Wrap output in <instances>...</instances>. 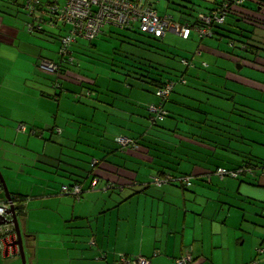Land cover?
Returning a JSON list of instances; mask_svg holds the SVG:
<instances>
[{"label": "crops", "instance_id": "crops-1", "mask_svg": "<svg viewBox=\"0 0 264 264\" xmlns=\"http://www.w3.org/2000/svg\"><path fill=\"white\" fill-rule=\"evenodd\" d=\"M199 1L209 6L213 2V0ZM5 16L0 15V41L10 44L14 37L9 38L5 34L9 30H4ZM5 52L3 51L2 54ZM215 68H217L215 71L222 76L210 77L209 83L220 84L219 90L223 89L222 81L226 78L244 84L248 88L264 90L262 87L264 84L259 83L258 79L245 75L242 77L234 74L233 70L218 65ZM45 87L47 89L41 90L40 95L34 98L27 97L24 100L45 105L44 102L51 100L49 85ZM105 89H107L105 95H101L95 105L106 106V109L100 110L99 107L88 104L87 106L93 110V115L75 118L79 120L81 126L79 137L82 130H86L87 133L89 129L99 131L95 134V137H98L97 141L88 138L83 140L86 152L80 153L77 150L78 146L74 144L73 150L80 153L79 157H72L74 151L69 148L67 149L71 152L68 154L65 151V143L58 144L59 142L54 138L55 135L62 137L65 131L66 135L61 139L66 140V143L72 142L70 138L74 137V133L70 132L73 127L69 115L61 106L57 109L56 116L53 115L52 108L47 112L37 109L36 112L28 114V117L21 118L14 114L13 123L0 124L2 130L14 128L15 120L19 121L18 124L24 123V126L27 122L32 123L30 128H35L36 136L44 140L42 150L39 148L37 150L34 148L37 143L32 140H22L18 130V136H14L13 140H10L9 134L0 139V169L7 177L8 185L14 184L11 193L28 197L24 204V215L18 216L24 236L27 264H119L124 257L133 259L138 256L147 259L149 264H175L177 259L186 255H192L194 258L191 264H214L212 259L214 250L222 245V242L216 243V239L224 241V230L228 221L230 219L234 221L238 215L239 217L241 215V212L236 214L237 209L225 214V206L222 202L216 201L215 195L220 194V201L223 198H230L231 195L236 196L233 191V186L236 184L229 178L240 181L236 191L241 199L248 198L242 191L247 185L242 184L249 178L255 185H258L257 179H259L260 185L264 187V175L261 170L255 167L241 169L244 160H263V157L254 153L255 149L247 151L249 140L241 131L244 126L240 125L237 128L238 120L233 119L236 121L234 131L227 129L229 121L224 120L223 116L227 117L230 108L229 104L225 107L227 101L222 100L226 99L227 95L224 96L221 91L213 95L192 94L193 98L201 101L208 100L207 96L216 101L214 103L209 99L204 103L205 105L193 109L181 108L182 113L179 118L168 119L154 126L149 120V115H143L140 111L134 112L131 108L146 100L145 94L148 92L136 88L142 93L139 94L141 99L130 100L135 87L130 89L120 85L119 88ZM4 98L8 112L14 110L13 102L17 103L20 100V98L11 99L8 95ZM156 100H150L148 106L155 104ZM120 101L123 103L119 105ZM2 107L1 105L0 117L8 113L1 110ZM112 115L116 118L135 119L136 122L146 117L149 127L145 131H141L144 126L138 128L137 124L136 127L128 126V129L126 125L119 128L109 123ZM51 120L54 123L53 127L60 132L52 131L55 128L49 129L51 132L46 131ZM117 122L122 121L117 120ZM72 124L76 125L77 122L74 121ZM107 134L114 139L113 144L108 147L104 146ZM222 134L230 135L235 141L229 140L225 143ZM117 137L136 139L140 149L120 150L115 140ZM23 142H27L26 147L35 157L31 163L17 164L12 157L13 149L14 146L21 147ZM59 147L61 148L59 153L53 154ZM176 152L181 154L177 156ZM97 162L100 166L96 173L100 174H98L100 182L91 189L93 178L88 177L91 175L88 174L90 171L88 166L92 168L91 163L97 164ZM16 167L20 168L19 184L15 175ZM147 167L152 173H143L142 170L146 171ZM219 168L231 172L227 179H221L216 175ZM235 172L238 175L235 176ZM153 177H172V180L168 184L157 186L150 183ZM183 178H189L193 187L195 182H198L196 188L194 187V194L188 191L192 186L187 187L181 182ZM78 179L84 182L82 185L88 192L85 191L87 194L83 195L81 200L75 201L71 196L63 195L61 192L64 185H72ZM207 180L210 184L205 185ZM108 181H113L117 186L112 190H106L104 186ZM214 184H217V190L207 196L204 195ZM207 186L210 187L205 189ZM223 203L232 207L225 200ZM262 216L264 218V212ZM244 219H246L245 215L242 217V222ZM260 225L264 227V223ZM17 239L16 236L15 241ZM259 247V249L264 248V237ZM19 252L18 247L9 245L4 249L0 247V264H22ZM244 261L242 259L241 262ZM258 262L250 264H264V259Z\"/></svg>", "mask_w": 264, "mask_h": 264}, {"label": "rangeland", "instance_id": "rangeland-1", "mask_svg": "<svg viewBox=\"0 0 264 264\" xmlns=\"http://www.w3.org/2000/svg\"><path fill=\"white\" fill-rule=\"evenodd\" d=\"M214 1V0H213ZM218 2H221L222 0H216ZM23 2L24 0H0V12L1 16L6 15L4 17V24L7 26H4V30L9 29L5 34L7 37H14V40L10 42V44H7L5 42L0 41V106L3 107L1 110L7 111V103H4V96L8 95L9 98H20V102L18 101L13 102L12 109H14L11 112H8L4 117H0V124L5 123H13L15 117L13 115L15 114L17 117L25 118L28 117V114H32L37 111V109L44 110L45 112L49 111L50 108L54 109L53 115L55 116L57 113V109L62 107L63 111H66L69 115V119L71 120L70 124L73 127L70 132L73 134L74 137L70 138L72 142L66 143V140L61 139L65 134L62 135V137H58V135H55L54 137L56 139V142H59L58 144L65 143L66 152L69 154L74 149V144L78 146L77 150L80 151V153L86 152L84 148V141L87 138L93 141H97L98 137H95V134L99 133L96 129H89V133L86 132V130H82L80 137V128L79 126V120L75 119L78 116H87L90 117L93 114V110L88 107V103H84L82 105L81 103L75 102V96L74 94H64L63 97L60 99V101H56L54 98H51V100H48V102H44L45 105L39 104V102L36 101H30V100H24L25 98H34L41 94V90L45 91L47 88L45 86L51 87V76L44 75L40 73L39 69L36 67V63L41 59L40 57L46 58L47 60H58V51L60 48V32L58 30H55L53 32H50V30H46L45 33H29L30 30L29 25L33 22L31 18L26 16V12L23 9ZM198 3V7H205V5L208 7L207 4L202 3L199 0H157L156 1V8L159 12V15L164 17L165 15H171L174 17L175 20L179 21L182 19H189L191 16H187L189 12L194 11L193 18H196L198 16V13L202 8H197L193 10L194 7L193 4ZM199 11V12H198ZM2 24V25H4ZM225 27L223 28L222 34L228 33L230 34L229 30H231L229 27L234 24L228 19V21L225 23ZM105 33L103 36L95 39L93 41V44L90 42L81 39L79 41L80 45L84 46L82 50L79 48H75L74 52L78 56V63L80 65V71L88 74L89 76L93 78H98V85L100 86L99 89L105 93L107 91V87H110L112 89L119 88L120 85H123L118 79L121 77L120 74L114 72L111 69V64L113 57L115 56L114 50L120 49V45L122 43L118 41V37L116 35H123V36H131L132 31H126L123 29H120L119 27H105L104 29ZM227 30V31H226ZM31 31V30H30ZM234 36V34H232ZM116 36V37H115ZM236 37V36H235ZM6 38V37H5ZM188 41L184 40L183 38L179 37L178 35L169 33L168 36L165 38L164 43H158L157 47L158 49H161L160 52L155 51L153 49L152 52L147 51L145 48H137L136 46H123L122 52L124 53V56L127 54L129 60L130 59H137L145 57L146 60L150 61H156L160 62L161 64L165 65H171L175 68L183 69V66L180 62L181 57L183 58H192L194 56V53L198 51V47L202 46L201 42L204 43V45H209L211 47L216 46L217 48L221 50L230 49L228 47L227 41L228 38L223 39H207L204 38L203 40H200V38L193 33ZM95 44V45H94ZM201 44V45H200ZM79 46V45H78ZM3 51H6L4 54H2ZM238 51V50H237ZM169 52H171L169 54ZM122 53V54H123ZM195 66L192 68L190 74H199L201 76H198L197 78L207 77V81L205 83V87H202L200 83H192V87L204 90L206 92H210V90L207 86L209 84V78L211 77V74L217 70L216 65L221 66L224 69L228 70H238L239 68L232 63H227L226 60H224L222 57L218 55L211 56L208 53H203V55L200 58L194 59ZM205 63L208 64V66H205ZM229 67V68H228ZM221 70V69H220ZM195 71V72H192ZM202 71V72H201ZM241 72H243V75L246 77H253L255 79L264 81V74L259 73L257 71H254L251 69H241ZM190 78V77H189ZM188 78V79H189ZM202 81V80H201ZM219 81H222L219 79ZM223 84V81H222ZM226 84V91L222 90L221 93L227 96V103H225V107L229 104V107H236V113L239 125H242V133L243 136L249 140L247 143L249 145L246 146V149L248 152L254 150V153H257L263 157L264 160V92L262 93L261 90L253 89L252 87L247 88L243 85H236L232 84L231 82L227 81ZM224 84V86H225ZM180 85V84H179ZM136 86V84L134 85ZM144 88L150 89L152 87L148 85H144ZM217 87V86H215ZM255 88V87H254ZM52 90V88H49V91ZM229 92H232L229 93ZM186 94H196L193 93L192 88H188L185 91ZM53 94V93H52ZM142 94L140 91H138L135 88V91L132 93V97L130 100L135 99H141L139 97ZM144 94V93H143ZM146 100H142L141 103H137L131 106V108L134 110V112L140 111L143 115L146 116L149 115V111L147 110L148 104L151 102L150 100H156L155 95L148 93L145 94ZM153 95V96H151ZM105 97V96H104ZM208 97V100L210 99L215 103L216 100H213L212 97ZM235 98L233 100V98ZM107 99V98H106ZM24 100V101H23ZM104 100V99H103ZM158 100V99H157ZM27 102V104H26ZM89 104H93L97 102H90V100H87ZM221 102V101H220ZM123 102L120 101L119 105ZM223 103V102H221ZM100 104V103H99ZM242 106V107H241ZM99 107V106H97ZM100 110L106 109V106L99 107ZM82 110V111H80ZM111 110V109H110ZM107 111V110H106ZM63 114V113H62ZM74 116V117H73ZM76 116V117H75ZM139 119L131 120V118L124 119V118H116L114 115L111 116V120H109V123L112 125H115L116 127H125L127 126H135L137 124V127L140 128L144 126L141 131H145L147 127H149V123L146 122L145 119ZM68 119V120H69ZM117 120H120L121 123H118ZM170 120V119H169ZM16 124L14 128L9 129H2L0 130V139L1 137L9 134L11 136L10 140H13L14 136H18L19 134L21 136V139L23 140H32L35 143H37V146H34L38 150L43 148L44 140H41L40 137L36 135H32L30 133L32 123L27 122V125L29 126V130L26 133L23 132H17V125L18 122L15 120ZM77 122L76 125H73V122ZM168 121V120H166ZM108 123V124H109ZM181 123H185L182 122ZM54 123L51 120L49 122V126L46 128V131H50L49 129L54 128ZM64 129V125L62 126ZM65 130V129H64ZM51 132V131H50ZM130 134V133H128ZM113 135V134H112ZM151 135H153L151 133ZM223 138L225 139V143H228L229 140L235 141L233 137L230 135L222 134ZM154 136V135H153ZM105 140L104 146L108 147L110 144H113L114 142L113 137H111L109 134H107ZM53 138V139H54ZM80 140V142L77 143V141ZM112 140V141H111ZM158 140V139H157ZM156 140V141H157ZM21 141V140H20ZM252 142V143H249ZM115 144V143H114ZM181 144V142H179ZM21 147L14 146L12 157L14 161L17 164L23 163H31V160L34 159V154L30 152V150L26 147L27 142H23L21 144ZM184 145V144H183ZM59 150L61 148L59 147L57 151H55L53 154L59 153ZM74 151V150H73ZM95 151V150H92ZM181 152V151H179ZM78 152H73L72 157H79ZM181 153H177L178 156ZM67 156V154H66ZM41 159H43V155L40 156ZM89 157V156H88ZM173 160L171 159V162ZM15 163V164H16ZM19 167H21L19 165ZM15 168V175L17 177V184L20 183L21 176H18L20 168ZM1 168V167H0ZM88 168L91 170V166L89 165ZM146 171L142 170L145 174H150L152 171L149 167L145 169ZM3 177L4 171H2ZM17 173V174H16ZM175 175V174H174ZM175 176H180L176 174ZM143 178V177H142ZM155 178V177H153ZM152 178V179H153ZM139 180V178H137ZM151 179V182H152ZM227 179V178H226ZM230 181L233 180L235 182V186H233V191H235L236 196H232L230 198L219 200L220 194L215 195L216 201L219 203L222 202V205H224V211H226L225 214H228V211H235L237 209V215H241L233 221L229 220L228 224L224 230V236L223 240H217L216 243H221L222 245L219 246L218 249L214 250L213 254V263L214 264H245L246 262L255 263L258 261H262L264 259V253L259 250V245L262 241V237H264V227L260 225V223H264V218L262 216V213L264 212V187L260 185L259 179H258V185H255L252 179L249 178V180H246L249 182H244L242 185H247L245 188H243V194L247 195L248 198L241 199L238 196V192L236 191V188L240 184V181L229 178ZM247 179V178H246ZM7 187L12 192V188H14V184L10 183L8 185V179L5 177ZM229 181V180H228ZM150 182V183H151ZM227 182V181H226ZM210 184V182L207 180L206 184ZM225 183V182H224ZM153 184V183H152ZM194 184V181H193ZM198 184V182H195V185ZM194 185V187H195ZM199 185H203L202 183H199ZM217 184H214V186H207L205 189L208 190L204 195H208L209 193L217 190ZM100 187V186H99ZM98 187V190H100ZM193 186L189 188V192L194 194L195 188ZM88 192V191H86ZM84 193L83 195L87 194ZM224 200L227 203H230L232 207L228 204H224ZM223 208V207H222ZM241 209V211H239ZM223 211V212H224ZM245 215L246 219H244V222H242V217ZM224 217V214H222ZM259 223V224H258ZM218 245V244H217ZM262 254H260V253ZM242 259H244V262H241ZM259 263V262H258ZM23 264V263H22ZM176 264V263H175Z\"/></svg>", "mask_w": 264, "mask_h": 264}, {"label": "trees", "instance_id": "trees-1", "mask_svg": "<svg viewBox=\"0 0 264 264\" xmlns=\"http://www.w3.org/2000/svg\"><path fill=\"white\" fill-rule=\"evenodd\" d=\"M46 1L47 0H42L39 5L35 6L34 12L31 13L30 10L26 9L27 0H24L23 9L25 10L28 17L31 18V20L33 21L30 24L33 26V30L28 31L29 33L43 34L45 33L46 30L49 29L50 32H52V30L53 32L55 30H58V32H60L61 34L60 35L61 45L57 55L59 56L58 60L57 61L48 60L53 62L54 65H56L57 69L51 73L43 71L42 68L40 67H41V63L47 60L44 58L39 59L40 62L38 61L36 63V67L39 69L41 74L44 73L45 75L51 76L52 86L48 87L50 98H54L56 101H60V99L63 97L64 94L69 93V94H74L75 102L81 103L82 105H84V103L89 104L87 100H90V102L99 101L101 95H105V94L103 93L102 90L99 89L100 86L98 85V78H93L88 74L80 71L81 67L78 63V58H77L78 56L74 52V49L79 48L80 50H82L84 46L83 45L81 46L79 43L81 39H84L90 42L91 44H93V41L95 39L104 35L105 27L107 26L110 27L111 25H106L102 29V32L99 35L95 36L93 40H87L83 37H78L75 39V41L71 42L69 46L65 47L64 39L68 38L69 35H71V31H70L71 26L66 27L62 24L55 23L53 20H50L49 11L46 8V5H48ZM156 1L157 0H153V4L155 9L157 10L155 4ZM59 2L64 4L65 1L59 0ZM197 5L198 3L197 4L194 3L193 4L194 7L192 9L195 10L200 7L202 8V10H200V12L198 11L199 13L196 18H193L194 11L188 13L187 16L189 15L191 16L190 19L189 17L188 19H183L182 17V19L179 21L175 20L174 17L171 15H165L170 17V20L173 23H177L180 26H183L184 28L187 29L189 28L190 30L189 35L187 37H182L181 35L178 34L177 35L186 41L191 39L190 37L192 36L193 33L195 34V36L197 35L200 38V40H203L204 38L213 39V37L217 38L218 40L219 39L225 40V38H228L227 44L230 49L221 50L216 46L211 47L209 45H204V43L201 42L202 46L198 47V51L194 53V56L192 58L188 59L181 57L180 62L184 70L175 68L173 64L165 65V63L161 64L160 62L158 63L156 61L153 62L150 60H146L145 57H142V59L137 58V59L129 60L127 54L124 56V53L126 52L123 51L124 52L123 53L122 50H120L123 49L124 45L126 46L131 45V46H136L137 48L143 47L149 52H152L153 49L155 51L160 52L161 49H158L157 47L158 43H164L166 40L165 38L168 36L169 33L172 32L165 33L163 37H157L155 34H149L147 32H143L138 25H134L132 28L123 29L126 31L129 30L132 31L133 32L132 34L134 35H131L129 37L123 35H116L118 37V41H120L122 45H120L121 46L120 49L114 50L115 56L112 59V62L114 63L111 64V69L114 72L120 74L121 77L118 80L121 83H123V85H126L128 88L130 89L131 88L134 89V87L140 88L143 91L155 95L156 97L155 99L158 100H156L155 104L149 105L147 107V110L149 111L148 113L149 120L154 126H157L158 124H160V122L166 121L168 119H175L177 117L179 118L182 113L181 108L193 109L196 108L197 106L207 103L208 100L201 101L196 98H193L191 94H186L185 91L188 88H192L193 93L196 94L202 95L203 93H206L213 95L218 91H222V90L226 91V93L228 92L225 84L226 81L227 83L231 82L232 84H236V85L240 84L245 87L244 84H241L239 82L238 83L233 82L231 80H226L227 78L224 79L223 81L222 90H219L218 88L220 84L217 83L213 84L212 82L207 84V86L210 87L209 89L212 90L210 92H206L204 90L192 87L191 85L192 83H200L201 85H203L202 87H205V83L207 81V78L209 77L207 76V77L197 78L198 76L201 75L190 74L191 70H193L192 68L196 65L195 62H193L194 59L200 58L203 55V53L205 54L208 53L211 56L218 55L227 62H231L233 65L237 66L238 68L239 67L241 68L243 67V69L252 68V70L264 74V0H222L221 2L214 0L210 6L208 5L209 7H207L206 5L205 7H201V6L198 7ZM157 13L159 14L158 10ZM224 14H225L224 21L223 22L218 21L217 16L218 15L222 16ZM203 17L209 18V20L204 19ZM228 19L232 22V24H234L235 27L230 25L231 26L229 27L231 29L229 30L230 34L224 33L223 35L222 34L223 28L226 26L225 23L228 21ZM232 34H234V36ZM64 47L67 48V51H65V53L62 52ZM170 53L171 52H169V54ZM205 66H208V64L205 63ZM194 68L197 69V67ZM233 72L234 74L242 75V77H244L243 72H241L240 69L238 70L234 69ZM214 76H216L217 78H221L222 74L214 71L211 74V77ZM257 81L259 83L264 84V81H259V80ZM135 84L136 86H134ZM144 85H148L152 88L150 89L144 88L143 87ZM262 87L264 88V86ZM49 88H52V90L49 91ZM261 92L263 93L264 90L263 91L261 90ZM164 93L167 94L164 95ZM229 93L232 94V92ZM234 99L235 98H233V100ZM179 100H182L183 103L180 102ZM222 100L227 101L226 99H222ZM192 104L195 105L193 106ZM229 108H230V112H228L227 117L223 116V119L229 121V123L227 124V129L229 131L230 130L234 131L233 128L236 121H234L233 119L238 117L236 113L237 108L236 107H232V108L229 107ZM20 126H24V123L23 124L20 123L17 125L16 129L18 130V132L26 133L29 130L28 125H25L26 131L19 129ZM239 127L240 125L237 122V128ZM53 130L55 131L56 128L52 129V131ZM56 131L59 130L57 129ZM30 133L32 135H37V131L33 127L31 128ZM117 139H119V137L115 138V140L120 150L122 148H128L133 151L134 149L136 150L140 149L139 148L140 145L137 143L136 139L132 140L131 138L132 142H134V144L136 145V147L134 148H132L131 146H125L123 144L120 145L117 142ZM91 165L92 168L88 172V174L91 175L88 177L92 176L93 179L90 185H92L94 180H97L98 183L100 182V177H99L100 174L96 173V170L100 166L99 163L98 162L97 164L91 163ZM250 167L252 168L255 167L261 170L262 174L264 175V160H257V159H254V161L249 159L248 161L244 160L241 169L246 170L249 169ZM83 183H84L83 181L78 179L75 180L74 184L68 186H73L76 184H80L81 186H83L82 185ZM116 186L117 185L115 183L113 184V181L111 182L108 181V183H105L104 187L106 188L109 187L108 189L112 190ZM90 187L91 189H94L93 185ZM85 191H86L85 186H83V192L79 196V198H76L69 194L67 195L74 198L75 201H79L82 199V196L85 193ZM61 193L63 194V192ZM11 195L18 216L24 215L23 214L24 213L23 210L25 206L24 204L26 203L27 201L26 199L28 197L19 194L13 195L12 193ZM0 204L9 205V202L5 197V189H3L1 181H0ZM9 219H12L11 215ZM2 224H6V223H2ZM14 231H15V226H14ZM14 234L16 236V232H14ZM0 247H1V243H0ZM259 250L263 252L264 248H261ZM186 256L177 259L176 264H179V261L184 259ZM188 256L191 257V260L188 262V264H191L194 261V258L192 257V255H188Z\"/></svg>", "mask_w": 264, "mask_h": 264}, {"label": "built area", "instance_id": "built-area-1", "mask_svg": "<svg viewBox=\"0 0 264 264\" xmlns=\"http://www.w3.org/2000/svg\"><path fill=\"white\" fill-rule=\"evenodd\" d=\"M42 0H27L26 9L34 12L36 5H39ZM64 4L59 0H47L46 8L50 14V20L55 23L62 24L66 27L71 26V35L64 39L65 47L69 46L71 42L75 41L78 37H83L87 40H93V38L102 32V29L106 25L119 27L120 29H129L134 25H138L143 32L149 34H155L157 37H163L165 33L172 32L174 34L187 37L189 35V28H184L177 23H173L170 17H161L154 7L153 0H64ZM202 16V15H201ZM224 15H218L217 20L224 21ZM204 19L209 20V18ZM30 30H33V26H29ZM29 30V31H30ZM63 48L62 52L65 53L67 48ZM45 72H54L57 68L51 61H43L41 67ZM163 94V93H162ZM167 93H164L166 95ZM19 129L26 131L25 126H20ZM120 145L136 147L131 139L121 137L117 139ZM231 172L226 169L219 168L216 175L221 179L228 177ZM238 175L235 172V176ZM172 177H155L152 179L153 184L162 186L170 183ZM187 187L192 186V182L189 178H183L181 181ZM98 182L93 181V188H95ZM106 188V187H105ZM108 189V188H106ZM63 194H69L76 198L83 192V186L76 184L73 186L64 185ZM10 206L8 204H0V217L9 219L10 215L6 213V210ZM12 231V232H11ZM14 224H2L0 220V243L2 249L7 247L12 241L15 240ZM264 252V251H263ZM191 260L190 256H186L179 261V264H188ZM119 264H149V261L145 258H128L124 257L120 260Z\"/></svg>", "mask_w": 264, "mask_h": 264}, {"label": "water", "instance_id": "water-1", "mask_svg": "<svg viewBox=\"0 0 264 264\" xmlns=\"http://www.w3.org/2000/svg\"><path fill=\"white\" fill-rule=\"evenodd\" d=\"M0 181L2 183L3 189H5V197L10 205V207L6 210V213L11 215L12 217V219H6L0 217V220H2V223L14 224L16 236L18 237V239L16 241L15 240L12 241V243H10L9 246L20 248V252H19L20 258L23 264H27L26 252L24 248V236L22 234L21 225L19 224L18 214L15 209L14 201L12 200L11 192L7 187V183L5 177H3L2 175L1 169H0Z\"/></svg>", "mask_w": 264, "mask_h": 264}, {"label": "flooded vegetation", "instance_id": "flooded-vegetation-1", "mask_svg": "<svg viewBox=\"0 0 264 264\" xmlns=\"http://www.w3.org/2000/svg\"><path fill=\"white\" fill-rule=\"evenodd\" d=\"M220 10V9H219Z\"/></svg>", "mask_w": 264, "mask_h": 264}]
</instances>
